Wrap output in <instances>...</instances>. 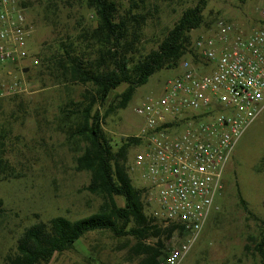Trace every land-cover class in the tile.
<instances>
[{
    "label": "rangeland",
    "instance_id": "1",
    "mask_svg": "<svg viewBox=\"0 0 264 264\" xmlns=\"http://www.w3.org/2000/svg\"><path fill=\"white\" fill-rule=\"evenodd\" d=\"M32 25L28 49L39 63L26 59L11 73L0 72V136L5 159L17 178L0 180V264L14 252L17 237L29 225L62 215L77 219L97 212L102 198L85 190L89 172L75 168V157L85 143L68 137L61 109L72 99L78 101L86 86L61 82L47 59L59 54L62 42L73 40L83 27H94L96 17L81 0H24ZM119 11L128 0H115ZM194 0H147L142 12L147 20L142 28L139 55L156 49L164 34ZM264 0H207L204 23L190 31V42L223 17L238 28L250 30L256 11ZM189 57L184 55L182 58ZM180 68H162L137 87L127 107L114 108L103 120V129L118 143L133 133L141 118L133 108L147 97H158L166 81ZM126 88L113 89L100 113ZM72 120V117H71ZM135 149L127 153L128 172L139 187L137 172L129 169ZM264 156V106L236 142L223 173L221 194L193 246L178 264H261L254 250L261 220L264 219V168L256 166ZM238 191L246 202L240 204ZM119 206L123 198L115 196ZM135 240L115 237L109 231L88 232L70 250L55 253L47 264H139L141 256L131 253ZM247 246V247H246Z\"/></svg>",
    "mask_w": 264,
    "mask_h": 264
},
{
    "label": "built area",
    "instance_id": "2",
    "mask_svg": "<svg viewBox=\"0 0 264 264\" xmlns=\"http://www.w3.org/2000/svg\"><path fill=\"white\" fill-rule=\"evenodd\" d=\"M32 25L20 0H0V72L26 59ZM158 97L133 108L141 118L129 169L137 172L147 222L166 235L157 264H178L221 194L233 148L264 106V6L250 30L217 17L189 45ZM161 237V236H160ZM163 238V236H162ZM154 245L156 238H147Z\"/></svg>",
    "mask_w": 264,
    "mask_h": 264
},
{
    "label": "trees",
    "instance_id": "3",
    "mask_svg": "<svg viewBox=\"0 0 264 264\" xmlns=\"http://www.w3.org/2000/svg\"><path fill=\"white\" fill-rule=\"evenodd\" d=\"M81 1L93 11L96 25L83 27L73 40L62 42L59 54L49 57L47 63H51L59 81L86 86L80 100L69 99L61 109L62 118L71 121L62 128H66L68 137L85 143L75 157V168L89 172L84 189L103 201L97 212L85 217L69 219L57 215L29 225L17 237L14 252L4 257L3 264H47L55 253L70 250L88 232L103 230L115 237L133 238L135 243L130 250L133 255L141 256L139 264H157L164 238L171 232L148 224L142 189L132 183L129 175L127 153L139 140L125 137L115 148L116 144L103 129V120L114 108L127 107L136 88L156 71L177 68L186 54L197 60L189 49L190 31L204 23L207 0H194V5L186 7L167 30L157 48L139 56L137 45L147 20L142 9L147 0H128V8L123 13L115 0ZM20 4L28 6L24 0ZM122 83L126 88L118 95L116 104H110L101 114L100 108L110 92ZM3 145L0 136V180L17 178L18 173L5 159ZM263 168L264 156L256 170L260 172ZM115 196L123 198L122 206L117 204ZM238 199L246 209L239 191ZM147 238H156L155 244H146ZM254 250L264 264V219Z\"/></svg>",
    "mask_w": 264,
    "mask_h": 264
},
{
    "label": "crops",
    "instance_id": "4",
    "mask_svg": "<svg viewBox=\"0 0 264 264\" xmlns=\"http://www.w3.org/2000/svg\"><path fill=\"white\" fill-rule=\"evenodd\" d=\"M16 66H14V65H10V64H8V65H6L4 68H3V70L1 71L2 73H4L5 71L7 72V73H11V71L15 68Z\"/></svg>",
    "mask_w": 264,
    "mask_h": 264
}]
</instances>
